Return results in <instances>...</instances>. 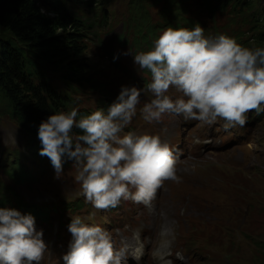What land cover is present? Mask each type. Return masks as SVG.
Listing matches in <instances>:
<instances>
[{"label":"rangeland","instance_id":"1","mask_svg":"<svg viewBox=\"0 0 264 264\" xmlns=\"http://www.w3.org/2000/svg\"><path fill=\"white\" fill-rule=\"evenodd\" d=\"M96 1L98 4L99 0ZM129 1L107 0L105 6H99L103 9L108 26L96 30V36L86 43L87 49L84 53L88 76L94 79L97 87L91 90L84 83L81 88L71 90L73 104L69 110L76 107L79 112L87 114L97 109L106 110L115 101L121 86L143 88L150 81L151 77L144 71L137 66L135 69L131 54L125 55L132 49L127 45L122 47L117 42L118 35L122 33L127 23ZM262 1L261 6H264V0ZM187 3L191 7H196L193 0H188ZM145 8L150 23H157L159 7L146 5ZM192 16L198 18L204 27H210L212 24L224 27L230 23L227 15L211 16L198 8L192 9ZM244 19L245 24L242 18H236L233 23L243 30H248L250 20L248 17ZM159 35L156 30L152 39ZM251 36L246 34L244 40L247 41ZM247 43L246 47H264L257 46L251 40ZM114 57L118 58L114 60ZM45 77L50 79L55 87H63L61 82L65 84L61 79V73L48 70ZM168 94L174 99L177 96L173 88H170ZM151 98V94L141 97L137 114L124 132L160 135L163 141L174 148L178 147L179 150L176 149L175 154L177 150L179 153L187 151L190 147L187 142L194 131L195 123L184 128L186 119L183 116H173L174 114H166L159 122L154 121L151 124L146 122L140 108ZM256 131L257 135L264 132V123ZM250 142L252 139L246 140L247 147L240 146L243 142L238 141L217 145L212 148L214 151L206 154L207 159L200 158L201 155L198 157L190 155L186 158L182 155L176 166L180 182H166L159 191L156 202L152 201L151 205L145 206L131 200H122L114 210H102L96 209L83 197L81 186L75 179L76 169L71 161L64 164V172L56 178L49 158L42 161L35 158L36 150H41V144L12 122L6 114L2 112L0 114V157L3 161L7 159L5 170L11 179L8 185H5L14 191L22 204L32 207L28 210L37 220L47 224L37 226L38 230L44 229L48 239L45 242L49 250L45 254L43 264H63L61 257L66 253L71 240L66 219L73 215H79L86 222L98 224L114 234L117 239L113 242L116 243L114 247L117 249L127 248L132 239L142 245L140 229L160 227L163 228L160 234L169 232L171 240L179 250L184 252L203 250L207 257L204 264H264V249L257 247V244L264 247V174L248 178L251 169L249 166L238 169L242 162L235 164L236 167L229 166L227 162L236 151L252 159L260 155L263 157L264 154L258 151L256 144L251 145ZM11 162L26 165L33 172L28 173L25 168L22 172L19 166L9 164ZM257 165L263 167L264 163ZM258 166L255 168H259ZM2 170L0 169V179L8 178L6 172ZM231 170L238 171L241 174L239 176L243 177L230 176ZM245 170L248 172H244ZM0 182L7 183L5 179ZM226 194L231 195L228 198ZM191 201L195 204L192 205ZM224 203L221 211L209 208L210 205ZM5 207L15 208L23 213L14 206L13 201H10L9 205L5 204ZM204 209L207 211L208 226L212 230L206 224ZM215 217L221 218V221L215 222ZM130 249L131 247L127 248V256L131 255ZM141 259L147 264L148 259ZM141 259L137 258V262L132 261L131 264H139Z\"/></svg>","mask_w":264,"mask_h":264},{"label":"clouds","instance_id":"2","mask_svg":"<svg viewBox=\"0 0 264 264\" xmlns=\"http://www.w3.org/2000/svg\"><path fill=\"white\" fill-rule=\"evenodd\" d=\"M128 54L150 73L143 88L121 86L106 110L77 119L79 109L73 107L38 126L39 155L49 158L56 178L71 161L83 197L96 209L116 208L122 200L149 206L164 181L180 182L179 157L169 143L160 135L124 132L143 95L152 97L140 108L150 124L174 114L208 124L222 119L227 129L243 126L249 110L264 112V47H246L223 34L207 37L196 24L167 27L150 50ZM170 88L182 95L174 99ZM68 232L63 264H127V248H115L111 233L100 225L73 215ZM48 250L31 213L0 208V264H40Z\"/></svg>","mask_w":264,"mask_h":264},{"label":"trees","instance_id":"3","mask_svg":"<svg viewBox=\"0 0 264 264\" xmlns=\"http://www.w3.org/2000/svg\"><path fill=\"white\" fill-rule=\"evenodd\" d=\"M183 1L130 0L125 33L119 36L120 44L127 42L128 33L131 45L138 47L144 46L156 30L162 32L167 27L183 25L191 27L195 20L190 16L191 9ZM106 2L0 0V114H6L38 143L37 131L41 121L59 111L68 110L72 101L45 77L46 71L61 73V79L70 91L81 88L84 83L91 90L97 87L94 79L88 76L84 53L86 43L96 36V30L107 27V18L103 16V9L99 8ZM193 2L201 12H208L211 16L228 9L239 10V13L250 12L252 42L257 46L264 45L262 0ZM146 5L160 8L157 23L149 24ZM219 31L225 32L226 29L218 30L213 26L212 32L216 36L222 34ZM230 34L237 40L241 36L239 31H230ZM84 115L79 113L77 118ZM73 132L81 134L79 129L74 128ZM39 152L36 150L35 153L38 157L41 156ZM0 198L7 199L1 194ZM16 203L22 206L20 201ZM257 247L264 249L258 244Z\"/></svg>","mask_w":264,"mask_h":264},{"label":"bare ground","instance_id":"4","mask_svg":"<svg viewBox=\"0 0 264 264\" xmlns=\"http://www.w3.org/2000/svg\"><path fill=\"white\" fill-rule=\"evenodd\" d=\"M175 151V150H174ZM261 158H264V157H261ZM188 162H191V161H189L188 160ZM263 167H264V165H263ZM244 172H248V170H245ZM255 172V170H253V173ZM233 173V174H232ZM231 176L233 175V176H236V177H243V176H239V175H241L238 171H236V170H231L230 171V173H229ZM245 179H247V178H245ZM167 213V212H166ZM165 216V215H164ZM160 227H149V228H144V229H142V235H144L146 232H150L151 233V235H152V241H150V242H148V247H149V250L146 252V256L147 255H150L151 254V250L152 249H154L155 247H157V245H158V242H159V240H160V235H159V231H160ZM112 235V239L113 240H115L116 241V239H117V237L114 235V234H111ZM163 239H169V236L168 235H165L164 237H162ZM161 247V249H160V252H161V256H162V258H167L168 256L167 255H165V253H164V251H165V249L162 247V246H160ZM143 254H144V252H143ZM142 254V255H143ZM132 257V256H131ZM150 264H154L153 262H150Z\"/></svg>","mask_w":264,"mask_h":264}]
</instances>
